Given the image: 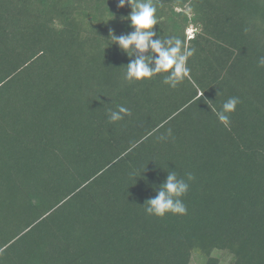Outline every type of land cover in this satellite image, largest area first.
<instances>
[{
    "label": "trees",
    "instance_id": "1",
    "mask_svg": "<svg viewBox=\"0 0 264 264\" xmlns=\"http://www.w3.org/2000/svg\"><path fill=\"white\" fill-rule=\"evenodd\" d=\"M117 3L0 0V264H264V0H153L195 49L175 89L123 79ZM171 170L187 214L146 215Z\"/></svg>",
    "mask_w": 264,
    "mask_h": 264
},
{
    "label": "clouds",
    "instance_id": "2",
    "mask_svg": "<svg viewBox=\"0 0 264 264\" xmlns=\"http://www.w3.org/2000/svg\"><path fill=\"white\" fill-rule=\"evenodd\" d=\"M126 5L131 11L121 19L130 22L128 26L132 31L120 36L110 32L109 36L112 41L109 46H118L119 50L129 57L123 79L134 83L162 74L163 83L175 89L189 76L188 60L194 55L195 49L188 48L180 36H158L155 31L158 23L157 8L153 0H118V8H124ZM191 31L190 28L188 33ZM257 66L264 68V56L258 57ZM239 103L238 97H230L224 101L215 113L217 120L227 125L229 114L236 110ZM125 116H131V110L117 105L116 110H109L108 121L119 122L124 120ZM170 137L172 130L168 129L165 135L157 139L166 141ZM131 175L135 178L134 173ZM194 179L191 172H187L185 177H179L175 170L167 171L165 180L154 188L156 195L146 200L142 206L145 214L157 218H164L168 214L186 215L188 210L182 198L187 194L190 182Z\"/></svg>",
    "mask_w": 264,
    "mask_h": 264
},
{
    "label": "rangeland",
    "instance_id": "3",
    "mask_svg": "<svg viewBox=\"0 0 264 264\" xmlns=\"http://www.w3.org/2000/svg\"><path fill=\"white\" fill-rule=\"evenodd\" d=\"M191 264H203V258H201L200 256H197V257L194 256L193 261H192Z\"/></svg>",
    "mask_w": 264,
    "mask_h": 264
}]
</instances>
